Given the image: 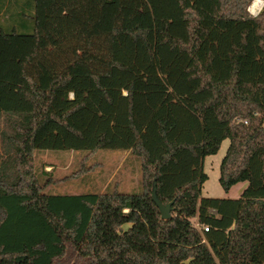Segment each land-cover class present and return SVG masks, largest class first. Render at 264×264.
I'll return each instance as SVG.
<instances>
[{
    "label": "trees",
    "instance_id": "trees-1",
    "mask_svg": "<svg viewBox=\"0 0 264 264\" xmlns=\"http://www.w3.org/2000/svg\"><path fill=\"white\" fill-rule=\"evenodd\" d=\"M252 1L0 0V264H264V0L256 15ZM225 139L219 183L247 186L202 197L203 159ZM103 149L137 160V193H54L34 168L39 151Z\"/></svg>",
    "mask_w": 264,
    "mask_h": 264
},
{
    "label": "rangeland",
    "instance_id": "rangeland-1",
    "mask_svg": "<svg viewBox=\"0 0 264 264\" xmlns=\"http://www.w3.org/2000/svg\"><path fill=\"white\" fill-rule=\"evenodd\" d=\"M0 127H2V121ZM228 145L229 140H223L216 154L203 159V171L207 175V179L201 186L202 197L236 199L246 188L247 181L234 184L228 191H224L219 183V166ZM122 157V151L117 149L98 150L87 157H83V154L76 151L46 150L36 152L34 168L50 173L56 183H52L48 189L54 193L80 194L95 189L103 191L107 184L115 186L121 192L137 193L141 178L137 160L133 164L134 171L131 173L130 181H113L118 179L122 169L131 161L130 157L127 161ZM81 164L85 168L90 167L88 174L70 177L80 168ZM117 167H119L118 170L120 169L118 175L115 174V178H112L113 169ZM194 222L200 229L196 220ZM124 227H128V224Z\"/></svg>",
    "mask_w": 264,
    "mask_h": 264
},
{
    "label": "crops",
    "instance_id": "crops-1",
    "mask_svg": "<svg viewBox=\"0 0 264 264\" xmlns=\"http://www.w3.org/2000/svg\"><path fill=\"white\" fill-rule=\"evenodd\" d=\"M122 156H123L122 159H124L125 161H127L128 158L130 157L131 161L129 163L127 162L128 164L122 169L121 174L117 177L118 179H116V180L114 179L113 181H130L131 173L134 171L133 164L136 161V159L133 156H131L128 151H122ZM118 168L119 167L113 169L112 178H115V176H116L115 174L118 175V172L120 170V169L118 170ZM108 181H111V180H108Z\"/></svg>",
    "mask_w": 264,
    "mask_h": 264
},
{
    "label": "water",
    "instance_id": "water-1",
    "mask_svg": "<svg viewBox=\"0 0 264 264\" xmlns=\"http://www.w3.org/2000/svg\"><path fill=\"white\" fill-rule=\"evenodd\" d=\"M249 11V10H248ZM256 15V14H255ZM151 198L158 208L161 219H169L171 217V203L163 204L156 195L155 180H153V185L151 189Z\"/></svg>",
    "mask_w": 264,
    "mask_h": 264
},
{
    "label": "bare ground",
    "instance_id": "bare-ground-1",
    "mask_svg": "<svg viewBox=\"0 0 264 264\" xmlns=\"http://www.w3.org/2000/svg\"><path fill=\"white\" fill-rule=\"evenodd\" d=\"M262 4V0H253L248 7L249 12L254 15L257 14L261 9Z\"/></svg>",
    "mask_w": 264,
    "mask_h": 264
},
{
    "label": "built area",
    "instance_id": "built-area-1",
    "mask_svg": "<svg viewBox=\"0 0 264 264\" xmlns=\"http://www.w3.org/2000/svg\"><path fill=\"white\" fill-rule=\"evenodd\" d=\"M204 230H207V227H205Z\"/></svg>",
    "mask_w": 264,
    "mask_h": 264
}]
</instances>
